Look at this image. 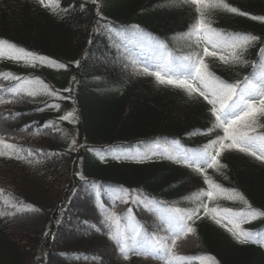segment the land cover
Returning a JSON list of instances; mask_svg holds the SVG:
<instances>
[{"label":"trees","instance_id":"trees-1","mask_svg":"<svg viewBox=\"0 0 264 264\" xmlns=\"http://www.w3.org/2000/svg\"><path fill=\"white\" fill-rule=\"evenodd\" d=\"M228 2L248 15L212 10L207 14L211 27L226 34L250 33L259 39L240 53L241 62L225 64L206 57L205 63L227 83H240L260 68L264 21L251 17H264V0ZM196 18L193 7L181 0H60L57 14L37 0H0V39L67 66L52 71L38 62L32 67L0 61V73L34 77L65 97L0 94L11 101L0 103V137L34 153L31 157L22 153L26 160L0 157V189L4 190L0 211L5 213L0 216V264H58L53 262L55 256L66 264H164L135 255L126 261L110 239L113 223L107 220L108 213L121 218L119 227L128 235L131 210L140 219L159 222L157 215L137 202V195L198 210L190 221L195 234L178 241L179 251L211 247L221 251L224 264H264V251L251 243H238L205 216L201 207L202 203L212 208L237 200L191 199L208 190L204 176L193 168L166 157L101 158L95 154L103 146L163 139L199 146L224 135L215 127L212 105L197 94L189 96L181 88L158 84L153 76L141 74L144 66L155 68L137 58L142 46L137 42L127 50L111 31L134 26L150 39L162 41L171 53L192 56L202 54L204 48L201 42L185 38ZM129 52L134 54L130 64L138 71L134 78L118 67ZM13 82L0 79V86L7 88ZM41 89V85L35 86V90ZM53 104L59 109L50 107ZM73 111L74 122L61 119ZM259 124L264 125V117ZM259 131L264 133V128ZM219 159L226 167L208 168L207 176L264 210V162L239 151H225ZM109 185L126 189L131 194L125 197L128 202L111 200L106 190ZM8 196L37 210L18 211L3 203ZM33 215L38 217L31 223L19 222ZM17 222L29 233L17 231Z\"/></svg>","mask_w":264,"mask_h":264},{"label":"snow or ice","instance_id":"snow-or-ice-1","mask_svg":"<svg viewBox=\"0 0 264 264\" xmlns=\"http://www.w3.org/2000/svg\"><path fill=\"white\" fill-rule=\"evenodd\" d=\"M93 2L95 3L96 0ZM181 2L192 6L197 14V18L190 31L185 34V38L194 39L197 44L204 41L206 45H211L213 50L209 51V48L205 46L202 54L194 53L192 56L174 58L172 53L167 51V46L158 41L159 48L163 50L160 62L155 65L154 69L144 66L140 72L143 75L153 76L158 84L181 88L189 96L197 94L212 105L211 111L216 119L215 127L221 128L224 135L211 141L209 148L199 154H193L191 157L185 156L182 159L172 158L176 159L177 163L193 168L205 178L208 190L193 194L191 199L201 200L206 197L208 201H213L224 198L241 201L246 206L244 210H234L219 206L209 208L207 203H202L201 207L205 216L224 227L238 243H253L264 247V233L253 232L242 227V225L258 218H264V210L253 208L242 193L224 189L207 176L208 168L219 170L220 167H226V165L220 164L219 159L225 151H239L264 162V133L259 131L260 128H264V125L259 124L260 117H264V70L254 72L252 78L246 77L240 83H227L209 71L208 65L205 63L206 57H216L225 64L241 62L240 53L259 37L250 33L229 35L211 27L207 20V14L212 10H221L242 16L248 15L231 6L228 0H181ZM37 3L53 14H57L60 8V0H37ZM251 18L264 21V17L252 16ZM220 50L230 51H228V55H218ZM2 60L22 62L32 67H35L37 62L56 68L66 67L64 64L35 54L4 39H0V61ZM0 79L18 82L7 88L0 86V94L11 93L14 96L45 94L60 99L65 98L50 89L41 80L26 79L13 73H0ZM36 85H41L42 89L35 90ZM65 91L70 92L71 89ZM6 102L11 101H6L0 96V103ZM50 107L59 109L58 104L50 105ZM61 119L74 122L75 112H69ZM50 126L46 125V127ZM75 143V140L71 141L72 145ZM209 149H214V151H209ZM25 151L27 157L34 155L31 149L25 150L14 143L7 142L4 137H0V157L26 160V156L22 155ZM98 155L103 158L101 153ZM137 162L142 161L138 160ZM218 193L223 195L218 196ZM3 194L4 190L0 189V195ZM128 195L131 194L127 190H123V196H118L117 199L127 203L125 197ZM14 199V197L11 198V200ZM136 200L138 203H145L139 195L136 196ZM3 203H10V199H5ZM26 210L36 211L37 209L29 205L26 206ZM105 211L107 212V209ZM4 214L3 211H0V216ZM197 215L198 210L184 212L179 208H170L166 215L160 217L167 235L150 234L143 225H139L131 235H128L120 230L121 218L115 212H111L107 215V220L113 223L110 239L116 242L119 253L126 261L130 255H135L145 259L161 260L164 264H197V262L198 264H219L215 257H190L176 251L178 241L195 234L196 230L190 226L189 222Z\"/></svg>","mask_w":264,"mask_h":264},{"label":"rangeland","instance_id":"rangeland-1","mask_svg":"<svg viewBox=\"0 0 264 264\" xmlns=\"http://www.w3.org/2000/svg\"><path fill=\"white\" fill-rule=\"evenodd\" d=\"M105 56H106V55H105ZM148 56H149V55H148ZM103 58L106 59V57H103ZM155 60H156L157 62H160V59H158V58H156ZM95 61H96V60L94 59L93 63H98V62H95ZM107 61H111V60H107ZM147 148H149V147H147ZM125 151H126V152H129V150H125ZM117 152H119V150H117ZM183 210H186V209H183ZM37 217H38V215L28 216V217H26V218H24V219H20L19 222H20V223H23V224L31 223V221H32L33 219L37 218ZM19 222H17V224H16V226H15L16 230L20 232V231H21L20 229H22V231L29 233V232H28V229H27L26 227H22V228H21V227L19 226V225H20ZM27 252H29V251H27ZM189 252H191V251H189ZM29 253H30V252H29ZM218 253L221 254V251H218ZM53 262H54V263H58V264H66L64 261H61L57 256L54 257Z\"/></svg>","mask_w":264,"mask_h":264}]
</instances>
